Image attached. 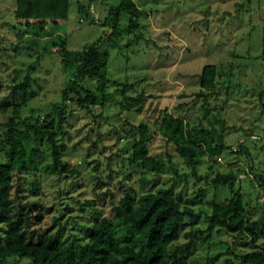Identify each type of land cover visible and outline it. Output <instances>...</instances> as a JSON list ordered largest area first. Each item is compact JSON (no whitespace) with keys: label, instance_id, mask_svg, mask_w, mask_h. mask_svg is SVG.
<instances>
[{"label":"rangeland","instance_id":"374dc122","mask_svg":"<svg viewBox=\"0 0 264 264\" xmlns=\"http://www.w3.org/2000/svg\"><path fill=\"white\" fill-rule=\"evenodd\" d=\"M134 1L142 10L139 26L131 27L130 16L124 14L116 32L112 23L105 21L121 0L71 1L60 36L74 52L98 44L101 52L108 53L110 96L103 107L91 113L74 105L62 127L56 120L53 128L68 145L62 159L71 172L26 175L28 199L24 201L39 200L52 207L41 224L35 217L33 228L46 231L57 217L59 223L52 231L62 238L86 240L95 210L114 217V208L126 193L137 202L146 193L171 191L181 195L183 204L188 203L196 215L187 219L188 225L176 242L187 244L192 238L188 232L195 234L188 264H248L241 257L264 248L263 240L253 242L247 232L231 233L224 227L208 229L215 196L213 179L218 172L244 169L238 184L247 211L258 207L251 224L263 214L264 188L252 174L251 165L264 173V99L260 100L264 94V0ZM15 8L16 0H0V101L11 94L14 85L26 82L31 93L20 108L19 121L23 122L25 118L42 119L55 104L64 103L63 90L80 61L75 57L66 61L58 52L23 48L22 44L33 38L35 42L30 43L34 46L61 40L55 31H48L47 37L46 33L42 37L19 36L13 28ZM209 64L218 66L223 79L217 94L204 97L199 95L195 76ZM126 83L128 90L132 88L127 93L130 96L145 95L129 110L122 101ZM90 85L95 86L92 81ZM10 109L0 103V141ZM168 113L181 116L192 129L211 131L215 144L223 141L236 154L206 155L190 165L179 156L176 146L159 134ZM141 122L152 128L148 146L165 164L160 172L146 170L132 158L139 138L133 125ZM42 152L45 171L52 162L51 145L42 144ZM39 177L36 190L40 195L34 196L33 183ZM9 264H31V260L14 256Z\"/></svg>","mask_w":264,"mask_h":264},{"label":"trees","instance_id":"16d2710c","mask_svg":"<svg viewBox=\"0 0 264 264\" xmlns=\"http://www.w3.org/2000/svg\"><path fill=\"white\" fill-rule=\"evenodd\" d=\"M71 1L16 0L13 28L19 36L20 33H25L32 37H42L46 33L44 37H47L50 36L48 31H55L61 40L39 42L34 46L30 43L35 42L33 38L29 40L30 45L22 44L23 48L44 53L58 52L64 60L75 57L80 64L63 90L64 103L55 104L47 114L42 115V119L25 118L23 122L19 121L20 108L28 102L31 93L26 82L14 85L11 94L0 101L5 109L10 107L12 112L9 120L3 124L4 138L0 141V264H9V259L14 256L29 258L31 264H188L195 234L188 232L192 238L187 244L176 245V242L188 225L187 219L196 215L188 203L183 204L181 195L175 196L171 191L146 193L137 202L130 193H126L114 208V217L104 216L100 210H95L92 223L86 230V240L76 236L62 238L59 232L52 231L51 228L59 223L57 217L48 223L46 231L33 228L35 217L41 224L44 216L52 212V207L40 204L39 200L24 201L28 199L25 194L26 175L41 171L42 175L47 171L59 175L71 172L62 159L68 145L57 137L58 132L53 128L56 120L62 127L69 119L74 105L91 113L97 107H103L110 96L108 53L101 52L98 44L74 52L67 47V39L60 36L67 24ZM141 11L134 0H121L118 6L110 10L105 22L112 23L113 31L116 32L121 17L125 14L130 16V26L138 27L137 18ZM18 40L20 41L16 46L21 43V39ZM197 77L200 96L218 93L223 77L217 65L204 66L203 71L195 76L196 79ZM91 81L94 82V87L90 85ZM130 89L128 90L126 83L122 101L126 103L128 110L136 102L145 99L143 93L130 96L127 94ZM263 99L264 94L260 97L261 101ZM133 127L139 131V138L133 146V160L146 170L162 171L164 162L152 155L148 146L151 126L141 122ZM159 134L168 143L175 145L179 156L192 166L206 155L214 157L225 152L229 155L236 154L233 147L227 146L223 141L215 144L211 131L192 129L184 118L174 114L168 113L163 117ZM44 143L51 145L52 155V162L45 166V171L41 167ZM241 154L240 152L239 155ZM238 170L239 173L233 169L218 172L213 179L215 196L208 230L224 227L231 233L247 232L253 242L264 241V206L260 207L263 210L262 216L251 224L252 219L256 218L258 207L247 211L243 188L238 184L239 177L245 170L241 167ZM251 170L259 186L264 188V173L256 172L253 165ZM40 183L41 177L33 183L35 189L31 194L34 196L40 195L36 190ZM33 209L36 210L35 214ZM253 226L259 232L252 230ZM241 258L248 264H264V248L248 252Z\"/></svg>","mask_w":264,"mask_h":264}]
</instances>
